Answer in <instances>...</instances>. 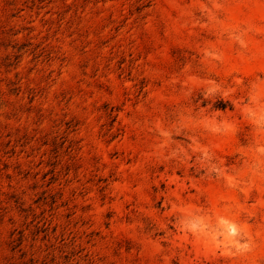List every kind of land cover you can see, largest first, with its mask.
Here are the masks:
<instances>
[{
  "label": "rangeland",
  "instance_id": "374dc122",
  "mask_svg": "<svg viewBox=\"0 0 264 264\" xmlns=\"http://www.w3.org/2000/svg\"><path fill=\"white\" fill-rule=\"evenodd\" d=\"M0 264H264V0H0Z\"/></svg>",
  "mask_w": 264,
  "mask_h": 264
}]
</instances>
